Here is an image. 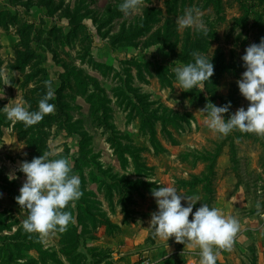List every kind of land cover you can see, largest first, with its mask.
Returning a JSON list of instances; mask_svg holds the SVG:
<instances>
[{
    "label": "rangeland",
    "instance_id": "obj_1",
    "mask_svg": "<svg viewBox=\"0 0 264 264\" xmlns=\"http://www.w3.org/2000/svg\"><path fill=\"white\" fill-rule=\"evenodd\" d=\"M121 3L0 0V108L24 103L35 111L44 82L55 89V112L34 126L0 110V264L128 259L166 240L150 224L158 210L152 189L161 185L198 197L193 211L206 203L239 220L233 248L218 250L217 264H264L256 208L259 201L264 212V137L235 130L221 138L201 111L231 101L227 119L247 108L237 80L245 49L264 38V0H142L129 15ZM187 8L199 9L206 36L178 26ZM193 52L212 57L214 75L183 91L172 69L193 62ZM44 152L70 160L83 192L65 209L75 223L47 235L25 232L27 211L15 199L26 180L21 163ZM168 242L181 252L178 264H200L198 245L190 254L188 241Z\"/></svg>",
    "mask_w": 264,
    "mask_h": 264
},
{
    "label": "clouds",
    "instance_id": "obj_2",
    "mask_svg": "<svg viewBox=\"0 0 264 264\" xmlns=\"http://www.w3.org/2000/svg\"><path fill=\"white\" fill-rule=\"evenodd\" d=\"M141 5L142 0H122L119 10L129 15ZM177 23L180 28H194L205 36L208 33L197 8L185 9ZM192 56L193 62L172 69L176 87L183 91L200 88L214 75L212 57L198 52H193ZM241 59L245 71L237 84L240 93L249 102L247 108L239 107L227 119L224 114L230 113L231 101L222 106L208 102L201 110L207 114L206 126L221 138L235 130L264 137V38L259 43L249 45ZM10 83L11 79H5L3 85ZM44 83L48 90L40 99L37 110L30 111V105L24 103L7 104L0 108L6 118L13 123L22 122L25 127H31L40 123L46 115L53 114L55 105L49 101L55 99V89L51 80ZM53 156H59V152H44L20 165L19 171L25 174L26 180L15 199L27 211V218L23 221V229L27 233L47 235L50 232H64L69 224L75 223L72 213L65 209L74 207L75 202L82 197L81 179L73 174L69 159L51 158ZM8 178L16 179L14 175ZM151 194L158 206L150 221L155 236L167 241L174 236L177 242H195L200 249V264H217L218 250H232L240 230V222L235 216L222 214L219 209L206 203L193 211L200 199L182 195L174 186L161 185L153 188ZM182 201H186V205ZM256 208L258 214L264 216L259 201ZM113 258L118 257L113 254Z\"/></svg>",
    "mask_w": 264,
    "mask_h": 264
},
{
    "label": "crops",
    "instance_id": "obj_3",
    "mask_svg": "<svg viewBox=\"0 0 264 264\" xmlns=\"http://www.w3.org/2000/svg\"><path fill=\"white\" fill-rule=\"evenodd\" d=\"M194 246H195V242L193 241H188L186 243V248L190 249V251H188L190 254L191 253L196 254L191 250V249H195ZM132 253L135 255L127 257L128 259L126 258L123 259L124 256H122L121 254L120 255L116 254L118 258L117 259L112 258V260L115 261L116 264H128L133 259H135V257L138 258L142 254L145 256L152 257V259L156 261V264H178L176 257L177 254L181 252L178 251L175 245L168 242L167 240H158L156 243H150L149 245H146L137 251L131 252L130 254ZM130 254H125V256Z\"/></svg>",
    "mask_w": 264,
    "mask_h": 264
},
{
    "label": "built area",
    "instance_id": "obj_4",
    "mask_svg": "<svg viewBox=\"0 0 264 264\" xmlns=\"http://www.w3.org/2000/svg\"><path fill=\"white\" fill-rule=\"evenodd\" d=\"M134 264H156V261L150 256H143L138 259Z\"/></svg>",
    "mask_w": 264,
    "mask_h": 264
}]
</instances>
